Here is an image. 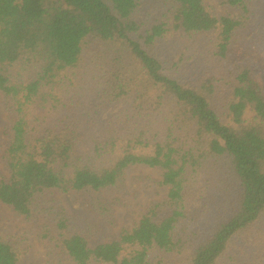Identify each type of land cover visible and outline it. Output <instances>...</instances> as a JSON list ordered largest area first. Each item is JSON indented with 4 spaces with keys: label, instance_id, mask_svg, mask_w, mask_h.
Listing matches in <instances>:
<instances>
[{
    "label": "trees",
    "instance_id": "trees-1",
    "mask_svg": "<svg viewBox=\"0 0 264 264\" xmlns=\"http://www.w3.org/2000/svg\"><path fill=\"white\" fill-rule=\"evenodd\" d=\"M260 2L223 0L238 11L230 16L204 0H0L12 132L0 204L27 222L53 213L52 240L72 264H264ZM160 42L174 71L196 65L190 79L164 73ZM131 166L159 170L167 194L108 243L90 247L91 231H71L64 209L40 201L48 191L95 194L93 209L113 222L97 196L121 189ZM239 237L252 238L254 256L232 254ZM24 253L0 238V264Z\"/></svg>",
    "mask_w": 264,
    "mask_h": 264
},
{
    "label": "rangeland",
    "instance_id": "rangeland-1",
    "mask_svg": "<svg viewBox=\"0 0 264 264\" xmlns=\"http://www.w3.org/2000/svg\"><path fill=\"white\" fill-rule=\"evenodd\" d=\"M209 11L215 15H237L238 11L223 3V0H204ZM147 3V2H144ZM255 23L259 30L264 33V2H260L255 16ZM167 46V47H166ZM158 43L155 46V54L164 61V73L174 75L185 80L191 78L196 65H190L179 71H174L170 66L172 52L169 45ZM264 59V52H261ZM255 79L264 89V69L256 72ZM5 99L0 95V173L6 174L2 161L6 144L11 138V127L9 113L5 109ZM122 108L116 104L99 115L95 127L97 128L110 116ZM161 179V172L157 169L131 166L125 170L123 186L121 189L112 188L100 191L97 196L106 205L111 207V218L109 222L100 218L92 207L95 194L85 192L65 193L58 191L45 192L40 201L45 208L52 207L54 212L64 209L69 229L74 232L91 231L89 235V246L94 248L98 245L108 243L118 238L122 229L132 228L145 213L151 203L160 202L165 199L167 188L156 185ZM168 214L167 211L159 218L162 220ZM53 213L27 222L22 217L16 216L7 206L0 204V238L22 247L25 253L20 257L19 264H72L61 248L56 247L52 240L56 236L55 224L52 220ZM47 226L48 238H43ZM256 247L252 245V238H237L232 250L238 257L244 259L254 256Z\"/></svg>",
    "mask_w": 264,
    "mask_h": 264
}]
</instances>
